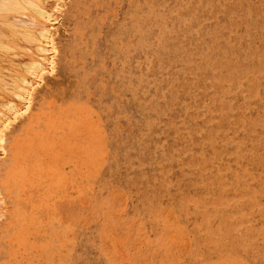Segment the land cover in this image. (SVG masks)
<instances>
[{"label":"rangeland","instance_id":"374dc122","mask_svg":"<svg viewBox=\"0 0 264 264\" xmlns=\"http://www.w3.org/2000/svg\"><path fill=\"white\" fill-rule=\"evenodd\" d=\"M4 1L0 264H264V0Z\"/></svg>","mask_w":264,"mask_h":264},{"label":"bare ground","instance_id":"6f19581e","mask_svg":"<svg viewBox=\"0 0 264 264\" xmlns=\"http://www.w3.org/2000/svg\"><path fill=\"white\" fill-rule=\"evenodd\" d=\"M2 1H3V0H2ZM5 1H6V0H5ZM5 1H4V2H5ZM10 1H11V0H10ZM10 1L7 0V2H10ZM4 2H3V4H2V5H3V9H4V7H5L6 5H7V7L9 6L8 3L5 2V3H6V4H5ZM14 3H16V0H15ZM0 5H1V4H0ZM11 5L13 6V4H11ZM7 7H6V9H7ZM14 7H16V6H14ZM6 9H4V10H6ZM0 10H1V9H0ZM4 10H3V11H4ZM42 13H43V12H41V14H42ZM39 14H40V13H39ZM43 16H44V13H43ZM49 17H50V16H49ZM44 37L47 38L46 35H45ZM68 47H69V46H68ZM64 50H65V49H64ZM42 51H43V50H42ZM38 65L40 66V63H39V64H38V63L36 64L37 67H38ZM34 66H35V65H34ZM36 66H35V67H36ZM37 67H36V68H37ZM60 67H61V65H60ZM61 68H62V67H61ZM58 69H59V68H58ZM63 70H64V69H63ZM4 161H5V160H4ZM0 168H1V167H0Z\"/></svg>","mask_w":264,"mask_h":264}]
</instances>
